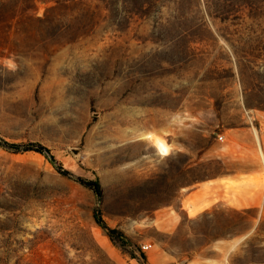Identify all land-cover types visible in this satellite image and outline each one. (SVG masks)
<instances>
[{
    "label": "rangeland",
    "instance_id": "obj_1",
    "mask_svg": "<svg viewBox=\"0 0 264 264\" xmlns=\"http://www.w3.org/2000/svg\"><path fill=\"white\" fill-rule=\"evenodd\" d=\"M260 124L264 0H0V264H264V205L180 210Z\"/></svg>",
    "mask_w": 264,
    "mask_h": 264
},
{
    "label": "crops",
    "instance_id": "obj_2",
    "mask_svg": "<svg viewBox=\"0 0 264 264\" xmlns=\"http://www.w3.org/2000/svg\"><path fill=\"white\" fill-rule=\"evenodd\" d=\"M225 137V144L210 153L212 161H220L221 171L195 185L181 199L180 210L188 216L191 213L200 215L218 205L238 210L264 205V125L262 129L253 126L231 128L225 132ZM162 217L167 224L172 215L166 211ZM241 235L240 240L218 242L211 250H226L229 254L250 236Z\"/></svg>",
    "mask_w": 264,
    "mask_h": 264
},
{
    "label": "trees",
    "instance_id": "obj_3",
    "mask_svg": "<svg viewBox=\"0 0 264 264\" xmlns=\"http://www.w3.org/2000/svg\"><path fill=\"white\" fill-rule=\"evenodd\" d=\"M10 149L15 151L24 150L27 151H34L36 153H39L41 155H44L47 160L55 166L57 171L64 177L69 178L71 180H74L75 182L79 183L80 185L91 189L97 197L102 196V190L99 182L97 181H89L85 180L83 178L75 176L73 173H71L68 170H65L61 165H58L55 157L51 154L50 150L46 147H44L41 144H31L28 146H19V145H11L8 146ZM95 219L97 224L106 232V234L114 241L116 242L122 249H126L128 246L132 244L131 240L121 231L109 228L105 221L102 218V215L99 211H96L95 213ZM133 258H136L132 256ZM138 259H141L142 261H146V256L144 254L140 255Z\"/></svg>",
    "mask_w": 264,
    "mask_h": 264
},
{
    "label": "bare ground",
    "instance_id": "obj_4",
    "mask_svg": "<svg viewBox=\"0 0 264 264\" xmlns=\"http://www.w3.org/2000/svg\"><path fill=\"white\" fill-rule=\"evenodd\" d=\"M157 148H158L160 154H162V155L168 153V148L162 141L157 140Z\"/></svg>",
    "mask_w": 264,
    "mask_h": 264
},
{
    "label": "built area",
    "instance_id": "obj_5",
    "mask_svg": "<svg viewBox=\"0 0 264 264\" xmlns=\"http://www.w3.org/2000/svg\"><path fill=\"white\" fill-rule=\"evenodd\" d=\"M225 138H226V137H225L223 134H222V135H219V136L217 137L218 141H220V142L225 141ZM142 249H143V251L145 252L146 250H148V247H147V246H143Z\"/></svg>",
    "mask_w": 264,
    "mask_h": 264
},
{
    "label": "water",
    "instance_id": "obj_6",
    "mask_svg": "<svg viewBox=\"0 0 264 264\" xmlns=\"http://www.w3.org/2000/svg\"><path fill=\"white\" fill-rule=\"evenodd\" d=\"M262 125H263V124H260V125H259V129H262Z\"/></svg>",
    "mask_w": 264,
    "mask_h": 264
}]
</instances>
